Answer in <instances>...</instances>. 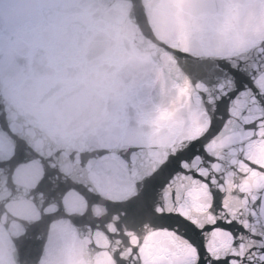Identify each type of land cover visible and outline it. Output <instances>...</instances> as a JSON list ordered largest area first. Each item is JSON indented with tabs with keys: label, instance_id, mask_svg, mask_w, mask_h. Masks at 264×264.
<instances>
[{
	"label": "water",
	"instance_id": "95a60500",
	"mask_svg": "<svg viewBox=\"0 0 264 264\" xmlns=\"http://www.w3.org/2000/svg\"><path fill=\"white\" fill-rule=\"evenodd\" d=\"M221 2L0 0V48L51 264H140L129 258L157 227L150 169L125 145L163 156L175 86L197 83L190 65L207 83L241 52L264 49V0H234L235 22L202 15ZM221 31L236 39L218 43Z\"/></svg>",
	"mask_w": 264,
	"mask_h": 264
},
{
	"label": "snow or ice",
	"instance_id": "6c2138e0",
	"mask_svg": "<svg viewBox=\"0 0 264 264\" xmlns=\"http://www.w3.org/2000/svg\"><path fill=\"white\" fill-rule=\"evenodd\" d=\"M176 85L160 131L163 156L126 144L150 169L146 198L157 226L140 264H264V49L241 52L205 83Z\"/></svg>",
	"mask_w": 264,
	"mask_h": 264
},
{
	"label": "clouds",
	"instance_id": "9594fccd",
	"mask_svg": "<svg viewBox=\"0 0 264 264\" xmlns=\"http://www.w3.org/2000/svg\"><path fill=\"white\" fill-rule=\"evenodd\" d=\"M202 15L212 18L223 17L229 21L235 22L239 18V10L238 5L234 2V0H222L221 3L216 5H209L207 8L202 10ZM201 29L200 25H197V31ZM176 27L173 25L170 28L169 35H174L176 32ZM218 43L227 44L236 39V37L232 34H229L227 31H221L218 36Z\"/></svg>",
	"mask_w": 264,
	"mask_h": 264
}]
</instances>
